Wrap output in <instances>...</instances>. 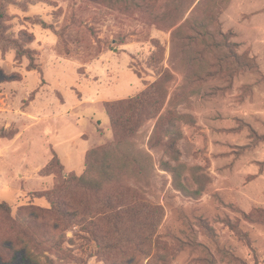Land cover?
I'll return each mask as SVG.
<instances>
[{"label":"rangeland","instance_id":"1","mask_svg":"<svg viewBox=\"0 0 264 264\" xmlns=\"http://www.w3.org/2000/svg\"><path fill=\"white\" fill-rule=\"evenodd\" d=\"M17 1L6 24L32 35L33 61L0 49V203L11 207L0 264H264V0ZM165 70L161 115L180 135L151 142L148 120L133 142L155 169L119 185L160 210L152 241L109 257L75 221L57 232L28 222L34 233L22 237L32 205L48 209L42 195L62 174L83 175L88 151L113 141L105 105ZM55 156L64 170L43 172Z\"/></svg>","mask_w":264,"mask_h":264},{"label":"trees","instance_id":"2","mask_svg":"<svg viewBox=\"0 0 264 264\" xmlns=\"http://www.w3.org/2000/svg\"><path fill=\"white\" fill-rule=\"evenodd\" d=\"M101 1L121 3V0ZM20 4L17 0H0V49L12 48L16 50L18 58L27 56L33 61V57L30 56L32 52L27 48L34 41L32 35L20 32L15 37L9 32L10 28L6 24L7 8ZM173 26H176V23ZM181 29L182 26L177 27L175 33H180ZM186 37L191 44L193 38ZM159 45L156 43L155 47L160 48ZM233 57L237 65L243 64L245 69H256L248 65L251 58L246 61L245 57L237 55ZM152 61L158 62L156 59ZM161 74H164L161 81L157 80L138 95L105 105V112L114 135L113 141L88 151L83 175L78 176L71 172L64 177L62 174L54 187L42 195L47 199L48 209L32 205V210L21 221L25 226L19 229L22 237L28 238L30 231L31 235L34 233V225L28 222L42 221L43 226L44 223H49L52 230L57 232L63 223L75 221L76 225L92 236L91 241L99 250L101 249V253L109 257L113 255L116 257L115 255L127 250L135 252L142 243L152 241L161 218L160 210L142 201L130 200L119 185L125 176L142 178L151 175L155 169L151 154L137 149L133 142L140 128L148 120L157 119L151 142L163 131L167 135H180V132H176L175 123L168 117L170 112L161 115L168 93L164 86L169 81V73L165 70ZM158 144L170 149L171 152L176 151L173 142L163 143L159 138ZM174 159L177 160V157ZM54 167L64 170L56 156L43 172H52L51 169ZM90 202L95 206L94 210L89 206ZM0 214H4L5 217L11 216V207L6 202L0 203ZM15 228L13 224L11 229ZM28 258L33 259L30 255ZM14 259L10 258L11 263ZM109 264L126 262L120 260L118 263Z\"/></svg>","mask_w":264,"mask_h":264}]
</instances>
